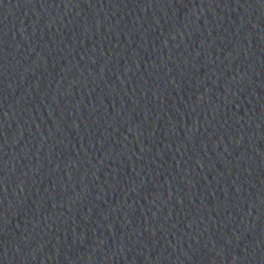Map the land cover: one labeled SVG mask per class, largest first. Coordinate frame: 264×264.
<instances>
[{
	"label": "water",
	"instance_id": "obj_1",
	"mask_svg": "<svg viewBox=\"0 0 264 264\" xmlns=\"http://www.w3.org/2000/svg\"><path fill=\"white\" fill-rule=\"evenodd\" d=\"M0 264H264V0H0Z\"/></svg>",
	"mask_w": 264,
	"mask_h": 264
}]
</instances>
